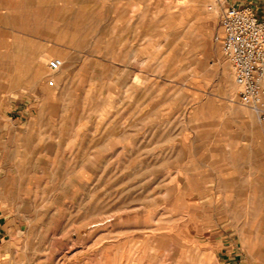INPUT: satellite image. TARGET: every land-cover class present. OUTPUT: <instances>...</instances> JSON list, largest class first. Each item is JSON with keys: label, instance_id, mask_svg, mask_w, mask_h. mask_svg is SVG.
I'll return each instance as SVG.
<instances>
[{"label": "rangeland", "instance_id": "obj_1", "mask_svg": "<svg viewBox=\"0 0 264 264\" xmlns=\"http://www.w3.org/2000/svg\"><path fill=\"white\" fill-rule=\"evenodd\" d=\"M229 1L0 0V264H264Z\"/></svg>", "mask_w": 264, "mask_h": 264}, {"label": "built area", "instance_id": "obj_2", "mask_svg": "<svg viewBox=\"0 0 264 264\" xmlns=\"http://www.w3.org/2000/svg\"><path fill=\"white\" fill-rule=\"evenodd\" d=\"M219 24L221 51L230 63L236 96L264 119V19L252 1L229 3ZM61 66L58 58L49 61L52 71Z\"/></svg>", "mask_w": 264, "mask_h": 264}, {"label": "crops", "instance_id": "obj_3", "mask_svg": "<svg viewBox=\"0 0 264 264\" xmlns=\"http://www.w3.org/2000/svg\"><path fill=\"white\" fill-rule=\"evenodd\" d=\"M248 0H230L229 3H243L247 2ZM254 7L258 11V14L260 15L261 18L264 19V0H262L258 5L254 4ZM6 231L5 229V224L4 220H1L0 218V235H3Z\"/></svg>", "mask_w": 264, "mask_h": 264}, {"label": "bare ground", "instance_id": "obj_4", "mask_svg": "<svg viewBox=\"0 0 264 264\" xmlns=\"http://www.w3.org/2000/svg\"><path fill=\"white\" fill-rule=\"evenodd\" d=\"M169 28V27H168Z\"/></svg>", "mask_w": 264, "mask_h": 264}]
</instances>
